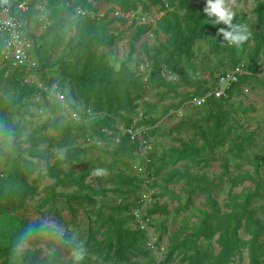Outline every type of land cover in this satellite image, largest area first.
<instances>
[{
    "label": "rangeland",
    "instance_id": "1",
    "mask_svg": "<svg viewBox=\"0 0 264 264\" xmlns=\"http://www.w3.org/2000/svg\"><path fill=\"white\" fill-rule=\"evenodd\" d=\"M89 1L98 8L116 7L121 15L115 20L107 18L91 23L73 16L71 6L74 0H41L35 5V9L42 11L32 14L24 36L30 58L36 61L37 68L29 74L14 76V80H21L26 87V94L20 101H16L19 89L16 83L11 82L10 67L0 59V147L9 157L0 153V264L6 261L5 249L21 232L24 220H42L44 225L53 228L51 233H44L45 241L36 248L38 258L53 260L54 264H156L149 238L164 246L163 258L170 249L173 250L169 264H186L182 260L185 252L214 243V240H206L195 233L210 205L205 195L195 193L186 207L183 181L164 185L162 176L171 168L187 165L195 174L205 173L218 182L213 195L226 211L229 191L235 200L243 201L248 190V181L232 184L231 180L244 174L257 176L255 161L264 159V45L257 53V71H250L255 38L258 33L264 35V22L259 23L253 11L256 0H224L234 13L246 14L248 41L233 49L224 46L213 52L206 39H197L193 46L194 55L183 57L178 63L183 76L172 69L175 57L169 59L168 66L165 62L169 56L167 52L157 51L160 44L167 42L168 28L175 22L170 12L175 11L180 18L183 15L184 10L179 7L178 0H165L164 6L139 8L134 12L125 11L120 4L106 0ZM172 1L173 5H170ZM191 1L206 8V0ZM140 23H149L151 29L139 42H133L132 32ZM76 33L86 36L85 40L95 34L115 36L116 39L110 47L92 43L84 53L78 54L75 50L69 61L78 57L81 64L89 52L104 54L108 64L119 68L121 62H126L133 73L141 72V80L145 81L143 97L137 107L133 113L123 112V115L131 122L136 121L137 125L150 129L154 145V176L161 184L162 203L167 205L156 211L153 233L139 242L140 248L127 250L129 260L125 261L106 257L107 248L103 245L107 244V239L104 241L106 235L102 233L106 226L100 227V233L95 234L97 242H104L102 248L93 240L87 247H82L88 237L89 225L97 229L108 215L118 219L130 214L132 205L128 211H120L118 206L131 204L140 193L141 185L133 169L136 159L130 152L116 154L111 138L100 137L90 131L85 113L89 104L83 98L75 97V87L60 78L58 60L66 50L68 39ZM142 42H147L149 53L141 48ZM233 59L239 61L236 68L250 76L239 85H233L227 97L218 98L214 104L202 100L199 93L189 96L200 80H207L205 86H208L217 75L232 70ZM158 75L166 85H159ZM40 85L47 91L41 90ZM57 92L65 95L64 108H53L58 102ZM5 107L7 131L1 124ZM218 112L222 115V125L215 131L212 115ZM60 116H63V126H71L66 132L46 125L48 120ZM113 116L116 120L110 124H124L121 116ZM10 134L15 135L13 140ZM90 134L94 138L87 141ZM118 134L122 136V130H118ZM185 146L193 150L179 156V151ZM75 148L84 151H75ZM69 150L72 152L67 153ZM204 159L208 162L205 163ZM258 171L264 174V165ZM18 173H24L27 186L20 184ZM82 175L80 183L72 182L71 179H80ZM38 176L42 178L36 182ZM54 176L63 182L55 188L56 195L50 197L46 186L54 182ZM27 187L31 191L36 188V192L27 193L22 198L15 192ZM72 192L93 196L96 200L93 210L101 214L90 213L87 217L84 204H80L78 199L67 202L68 197L64 194ZM260 192L251 207L254 214L264 221V188ZM130 221L126 224L131 225ZM240 236L242 240H248L249 231L241 229ZM260 240L264 243V234ZM59 242L67 247H60ZM15 248L18 252H32L34 249L26 244ZM80 254L82 259L77 261L76 256ZM261 260L264 264V254ZM234 264H249L246 244H242L235 255Z\"/></svg>",
    "mask_w": 264,
    "mask_h": 264
},
{
    "label": "trees",
    "instance_id": "2",
    "mask_svg": "<svg viewBox=\"0 0 264 264\" xmlns=\"http://www.w3.org/2000/svg\"><path fill=\"white\" fill-rule=\"evenodd\" d=\"M19 1L23 0H4L6 4H12V6H14V4ZM40 1L41 0H28L29 9L25 13L26 17L28 18L26 31H28L29 20H31L32 14L42 11L37 8L35 9V5ZM106 1L108 3L120 4L121 8H123L125 11L131 10L132 12L138 10L139 8L145 10L150 6H164L165 4V0ZM178 2L179 7L184 10L183 15L180 18L179 14H177L175 11L170 12V15L174 18L175 22L168 28L170 35L167 42L160 44L157 47L158 52L165 50L169 55L165 59V62L168 63V66H170L169 59L175 57L176 63L174 66H172V69L176 71L178 75H184L182 67L178 63L182 61L183 57H192L194 55L193 46L197 39H206L210 44L211 51L213 52L219 51L224 46L233 49L243 45L248 41L249 29L248 20L245 13H234L232 17V23L242 25L247 29V39L240 45H232L224 40L219 32V29L224 28L225 25L217 24L216 19L208 15L202 5H197L191 0H178ZM170 5H173V1L170 2ZM77 6L85 10H96L97 7L93 5V2L89 0H74V4L71 6V12L75 18L84 19L91 23H95L99 20L107 18L111 20L119 18V16L116 15L112 17L108 16L109 12L114 10V7H110L103 18L92 20L87 16L76 15L75 8ZM253 11L257 14V21L259 23H263L264 0H256V5L254 6ZM150 29L151 25L149 23L137 24L135 30L132 32V41L139 42L143 34L148 32ZM85 37L86 36L84 35L82 36L76 33L74 36L68 39L66 50L62 53L58 60L60 78L61 80H68V82L71 83L76 89L75 97L83 98L89 104L87 108H90L95 112V116H92L91 119L87 114L90 131L100 137L105 136L111 138L115 144L114 151L116 154L130 152L131 156L134 157L133 151L136 148V144L129 139L128 134L123 133L122 136H120L118 134L119 129L115 126V124H110V122L114 123L116 120L113 115H119L123 119L124 125H129L132 123V120L125 117L123 112L133 113L134 109L138 105V101L143 97V83L145 81L141 80V72L136 75L129 69L126 62H121L119 68L114 67L112 64H108L104 59V54L89 52L86 60L81 64H79L78 57H75L73 61H69L68 59L71 57V54L75 52V50H77L78 54L84 53L88 50V46L92 43L110 47L116 39L115 36L108 37L99 36L96 34L92 37H88L86 40ZM255 39L256 42L251 55L250 71H257L258 69L257 53H259L261 47L264 45V35L262 33H258ZM141 48L144 49L146 53H149L147 42H142ZM2 63L10 67L11 82L16 83L19 89V97L16 101H20L21 97L26 94V87L21 80H14V76L19 73H25V70L22 66H14L10 62L2 61ZM238 64L239 61L237 59H233L230 67L235 69ZM44 68L45 65H43V69ZM43 76L47 77L44 73ZM249 76V73H240L238 75L239 79L234 85H239ZM157 77L159 78V85H166L165 80L161 76L158 75ZM50 81L52 82L53 79ZM206 83L207 80H200V82L197 83L196 90L191 92L189 96L192 97L196 93H199V95L202 97L206 95V93L209 91V87L205 86ZM217 99L218 98L209 95L204 99V101L216 104ZM60 106V103L57 102V105L53 106V108H61L62 106ZM6 108L7 107L3 108L2 110L3 115L1 122L5 131H7L4 125V113L6 112ZM212 117L215 119L214 129L217 131L222 125V115L218 112L212 115ZM61 119H63V116L50 119L47 121L46 125L51 126L58 131L66 132L71 126H63ZM105 129L112 132L107 133ZM14 137L15 135L12 134L11 140H13ZM89 138L92 139L94 136L90 134L86 137V140L88 141ZM218 142L221 143L222 140H219ZM183 149L184 150L179 151V156L185 154L186 151L193 150V148L188 146H185ZM73 150L81 152L84 151L79 148H75ZM70 152H72V150H69L67 153ZM0 153L9 158L8 154L4 152L1 147ZM153 153L154 151L151 153L152 167L154 165ZM204 162L207 163L208 159H204ZM263 165L264 159L256 160L255 170L258 172L257 176L244 174L231 180L232 184L248 181V190L243 201L235 200L229 191L227 194V201L225 203L227 207L226 211L222 210L217 198L215 195H213V191L218 187V182L209 178L205 173L195 174L190 170L188 165L184 166L183 168L174 167L165 172V174L162 176V183L164 185L173 184L175 182H179L180 180L183 181V191L187 196L186 207L189 203H191V197L195 193L205 195L207 203L210 205L209 210L206 211L204 217L201 219L200 225L195 233L206 240H214V243L209 242L203 249L196 246L193 251L185 252L182 260L186 261V264H234L235 255L239 252L242 244H246L249 264H262L261 257L264 254V243L260 240V237L264 234V221L254 214V209L251 207V203L256 196L261 194L260 191L264 188V174H260L258 171V169L263 167ZM50 175H53V173H50ZM135 175L138 177L142 189L143 180L139 175ZM17 176L19 178L20 184H22L24 187V185H26V177L24 173H18ZM66 177L70 176L66 174ZM41 178L42 176H38L35 181L38 182L41 180ZM82 179L83 175L80 177V179L73 178L71 180L74 183H80ZM62 182L63 179L55 177L54 182L46 186L50 197H54V195H56L55 188L62 184ZM154 185L159 187V195L161 196V184L156 177ZM28 189L29 187L22 190H15V192H17L21 198L27 193L34 194L36 192V188H34L33 191ZM91 191L94 193L93 189H91ZM64 195L68 197L67 202L69 203L71 199H78L80 204H84L83 208L87 217H89L90 213H94L97 216L101 214L100 212H95L93 210L96 204V200L93 198V196L74 192L66 193ZM138 195L131 204L118 206V210L128 211L130 209V205L133 206L135 204ZM177 198L179 199V196H177ZM163 205L165 206L167 204H155L151 212L158 211L160 206L162 208ZM71 209L73 210V206ZM56 214L58 215L57 211ZM128 220H131V225L126 224ZM132 220L133 217L130 212L129 215L121 216L118 219L112 215H108L106 218L102 219L101 225L97 229H94L91 225H89L87 230L88 237L83 243L82 247H87L93 240L100 246V248H102L104 242H97L95 234L98 232L100 233V227L106 226L105 230L102 232L106 235L104 241L107 239V244L103 245L107 248L106 257L114 258L119 261L129 260L127 250L140 248L139 242L146 240L145 233L136 228ZM22 226L21 232L14 236L12 245L5 249V255L8 257L4 264H54L53 260L48 261L44 258H38V250L36 248L38 244L45 241L44 233H51L53 228L44 225L42 220H36L33 222L24 220L22 221ZM241 229H246L249 231L250 237L248 240H242L240 236ZM25 244L34 248L32 252H18L15 248L16 245L23 246ZM59 246L67 247V245L63 242H59ZM172 255L173 250L170 249L159 264H169L172 259ZM149 258L151 261H153V258Z\"/></svg>",
    "mask_w": 264,
    "mask_h": 264
},
{
    "label": "built area",
    "instance_id": "3",
    "mask_svg": "<svg viewBox=\"0 0 264 264\" xmlns=\"http://www.w3.org/2000/svg\"><path fill=\"white\" fill-rule=\"evenodd\" d=\"M29 9L28 1L23 0L12 4H6L4 0H0V42H1V61L10 62L14 66H22L25 74H29L36 70L37 63L32 60L29 55V45L25 39L24 33L27 29L28 18L25 13ZM109 7L106 9L98 8L96 10H85L80 7L75 8V14L79 16H87L90 19H100L106 15ZM120 16V10L114 7L108 16ZM144 66L141 71L144 73ZM244 73L239 68L227 70L217 75L215 81L208 85L209 91L202 97L204 100L207 96L212 95L216 98L227 97L231 87L238 81V75ZM41 90L47 89L40 85ZM65 95L62 92L56 93V100L60 103L62 108L65 107ZM86 114L91 117L95 116V112L90 108L86 109ZM123 133L128 134L129 139L136 144L133 151L136 163L133 166L134 173L139 175L142 182V189L131 207V215L133 223L136 228L143 231L146 238H149L153 233L154 218L157 212H151L155 204H161L160 190L158 186L154 185L155 176L153 174V167L151 165V153L154 151L153 139L150 135L149 127L139 126L136 121L129 125H116ZM107 131L111 133L112 131ZM88 141H91L89 138ZM158 182V181H157ZM149 246L155 254L156 264H159L163 258L164 246L160 243L152 241L150 238Z\"/></svg>",
    "mask_w": 264,
    "mask_h": 264
},
{
    "label": "clouds",
    "instance_id": "4",
    "mask_svg": "<svg viewBox=\"0 0 264 264\" xmlns=\"http://www.w3.org/2000/svg\"><path fill=\"white\" fill-rule=\"evenodd\" d=\"M205 11L208 15L216 17L217 24L225 25L224 28L219 29V32L229 44L240 45L247 39V29L242 25L232 23L234 12L225 5L224 0H206ZM76 259L77 261L82 259V254L77 255Z\"/></svg>",
    "mask_w": 264,
    "mask_h": 264
}]
</instances>
